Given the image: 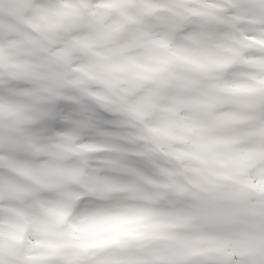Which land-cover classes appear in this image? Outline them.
<instances>
[{
    "label": "snow or ice",
    "instance_id": "1",
    "mask_svg": "<svg viewBox=\"0 0 264 264\" xmlns=\"http://www.w3.org/2000/svg\"><path fill=\"white\" fill-rule=\"evenodd\" d=\"M0 264H264V0H0Z\"/></svg>",
    "mask_w": 264,
    "mask_h": 264
}]
</instances>
